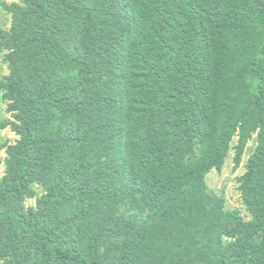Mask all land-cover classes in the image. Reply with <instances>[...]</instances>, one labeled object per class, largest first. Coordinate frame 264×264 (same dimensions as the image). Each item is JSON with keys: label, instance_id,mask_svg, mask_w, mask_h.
Here are the masks:
<instances>
[{"label": "trees", "instance_id": "trees-1", "mask_svg": "<svg viewBox=\"0 0 264 264\" xmlns=\"http://www.w3.org/2000/svg\"><path fill=\"white\" fill-rule=\"evenodd\" d=\"M1 5L0 264H264V0ZM255 135L245 221L206 176Z\"/></svg>", "mask_w": 264, "mask_h": 264}, {"label": "rangeland", "instance_id": "rangeland-1", "mask_svg": "<svg viewBox=\"0 0 264 264\" xmlns=\"http://www.w3.org/2000/svg\"><path fill=\"white\" fill-rule=\"evenodd\" d=\"M21 3L22 0H0V26L4 29H9L11 26L12 16L2 7L1 3ZM4 52L0 57V83L9 75L8 63L5 60ZM3 95V91H0ZM8 101L0 98V123L4 120L13 119L12 113L8 111ZM19 139L10 127L0 130V145L14 144ZM239 137H234L231 142V149L229 155L225 161V164L221 171L213 170L206 176V183L209 189L217 196L223 197L225 200V209L234 211L237 210L240 216L245 220H251V215L248 212L242 198L240 187V178L246 173V164L250 156L254 153L257 142L256 135L254 139L250 140L246 151L243 155L242 161L239 167L235 166V147L237 146ZM5 149H0V178L5 175ZM36 191L35 198H27L24 202L26 210L35 208L37 204V198L41 197L45 193V189L38 184L33 185ZM225 240H232L231 238L224 237Z\"/></svg>", "mask_w": 264, "mask_h": 264}]
</instances>
